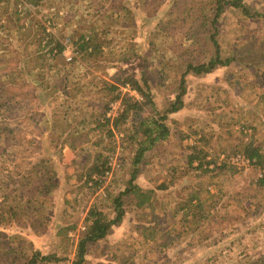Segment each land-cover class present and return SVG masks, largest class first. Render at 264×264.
<instances>
[{
	"label": "trees",
	"instance_id": "16d2710c",
	"mask_svg": "<svg viewBox=\"0 0 264 264\" xmlns=\"http://www.w3.org/2000/svg\"><path fill=\"white\" fill-rule=\"evenodd\" d=\"M136 1L144 12H155L157 7H163L165 3V0ZM147 1L150 2L146 5ZM7 2L15 7V0H7ZM260 2L261 0H170L166 11L151 27L146 43L136 42L135 37L130 34L124 37L125 43H122L121 47L115 44L117 39L108 33L110 27L104 26L101 29L99 23H91L83 31L72 30L70 39L74 52L73 63L70 66L64 65L68 69L62 68L61 71L64 73L66 71L69 75V69L72 66L79 64V61L83 63L84 66H81L83 74L79 79L84 78L85 82L80 92L85 90L86 97L83 100L74 101V106L77 105L78 109L81 103L82 109L88 115L80 114L74 118L71 116L73 113H67L68 109L74 108L72 104H62L60 107L64 108V112L61 116L59 110L55 111L59 103L56 105V101L50 98L47 104L53 111L54 117H52L50 134L47 136L58 148L55 152L61 154L64 145L75 149L78 148V143L88 142L89 131L98 135L99 138L96 141L80 148L84 153L83 158L76 166L78 171L73 173L74 178L83 179V185L92 191L102 185V176L110 170L118 171L120 166H124L127 168L128 176L121 181L122 186L116 193L105 188L106 194L104 193L103 197L108 201L113 215L95 206L88 209L84 219V231L78 237L71 264H87V247L108 238L110 229L118 226L129 213L134 214L137 222L135 228L141 230L145 240L152 241L158 237L157 240L161 245H171L170 239L173 235L167 237V231L161 232L164 224L160 222V219L164 216L165 203L160 202L158 195H186L185 198L175 202L176 207L174 205L172 217L181 223V230L176 229L174 232L176 242L180 237L198 230L214 213L213 201L210 203L207 201L214 195L203 197V192L209 191L211 179L216 172L224 169L231 172L234 170L231 166L226 168L225 161L217 163L218 153L221 150L213 151V147L209 144L213 136L207 135L204 127L195 129L192 134L193 140L191 139L189 143L188 139L191 136L189 133L185 134L181 131L174 133L179 142L185 141V153L183 158H180L184 166L181 173L175 172L180 163L174 165L172 160L175 158H170L169 151L161 156L164 152L162 146L173 135L170 123L178 124V121L174 120V115L180 113L186 106L185 96L190 88L187 84L189 75L194 77L205 75L215 70L227 69L233 63L242 67L245 61H248L250 66L264 64V58L255 56L258 52L257 48L245 46L246 53L239 54V56L248 55L245 60L239 58L237 54L223 52L219 44L221 29L223 32L228 30L233 32L226 34L230 37L238 34V28L243 30L241 27L244 31L251 33L249 36L252 35L253 28L250 21L260 23L264 20V10L255 5ZM28 4L33 6L31 1ZM107 4L113 14L121 11L132 16L131 9L124 5L126 4L124 0ZM172 14L175 18H171ZM227 14H231L233 18H229ZM236 14L239 16L237 17ZM149 18L155 17L150 14ZM233 20L234 23H232ZM14 21L16 31H22L23 25L19 26L15 19ZM41 33L42 35L37 39V49L30 57L25 54L24 61L29 66L26 67V75L18 72L16 80L10 77L0 80V124L2 125H0V131H6L11 136L14 129L9 126V121L15 117H11L9 111L15 106L17 110H23L25 115L29 111L28 119L31 121L34 120L35 115L40 118L36 119L38 122L46 118L42 112L32 113L34 108L31 105L32 101L39 105L36 101L40 95L37 94V90L44 88L48 79L43 66L37 64L35 60L37 57L50 59L59 55L63 47L58 39L45 31V28H42ZM2 36L4 37L0 39L1 42L11 41L9 31L2 33ZM112 47L118 48V53L112 50ZM10 55L9 49L2 51L1 60L5 61ZM132 63L140 66L138 75L124 67ZM46 64L48 70H53L55 64ZM111 66L116 71L107 77L106 69ZM93 69L99 73L93 72ZM170 73L172 76L170 80H167ZM79 79L65 81L66 84L63 87V90H67L65 93L73 91V86H68L67 82L77 85L80 83ZM155 82L157 89L165 88L167 91L168 97H165L162 106L157 105L151 93V85ZM255 84L259 88H264V74L255 76ZM122 88L126 90L122 91ZM11 89L13 93L5 95ZM77 89L79 90V86ZM77 89L74 88V90ZM46 95L48 97L52 94L47 91ZM15 96L17 100H14ZM114 103L117 104L116 108H112ZM14 126L19 127L18 124ZM114 128L118 130V134ZM244 128V125H240L238 128L240 136H234L236 139H225L227 145L223 152L228 151L225 153V158L230 155H240L248 159L249 165L260 168L261 172L255 182L262 186L264 185L262 171L264 138L253 133L249 139L244 140L243 137L246 135ZM218 138L220 135L215 137V139ZM103 141H105L104 144ZM115 145L123 150L127 161L125 164L118 161V165L111 169L108 163L110 154L116 149ZM91 147H94L93 151ZM24 151V149L20 151V156H25ZM2 153L0 152V155ZM78 155L81 157L82 154ZM225 158L223 159L226 160ZM156 159L158 163L166 164L167 176L155 186H142L138 182L139 172L143 168L149 169L148 166L152 160ZM166 161L168 163H165ZM28 164L27 169L23 171L18 169L16 176L13 177L12 174L17 165H14L12 169L9 168V164L0 166V264H55L63 259L55 253L45 254L38 249L27 247L28 242L20 234L4 233L7 225L22 221L32 231L38 233L41 230L39 229L41 223L46 220L42 215L45 201L53 197L58 185L56 160L50 156L40 155L32 157ZM185 170H188V176L182 179V172ZM73 227L71 225L68 229ZM63 231L66 232L67 228ZM126 261L127 259L123 260V264ZM240 264H264V252Z\"/></svg>",
	"mask_w": 264,
	"mask_h": 264
},
{
	"label": "rangeland",
	"instance_id": "374dc122",
	"mask_svg": "<svg viewBox=\"0 0 264 264\" xmlns=\"http://www.w3.org/2000/svg\"><path fill=\"white\" fill-rule=\"evenodd\" d=\"M30 1L33 6L28 4ZM116 1L15 0V7L10 6L7 0L0 1V39L4 37L2 33L4 34L7 31L11 36L9 43L3 40V42L0 41V53L6 49L11 51V55L5 61L1 60L0 57V72L2 73L0 80L9 77L16 80L18 72L26 75L28 64L24 61L25 54L30 57L37 49V39L42 35V28H45L46 32L58 39L63 47V51L59 55H55L50 59L37 57L35 60L37 64L43 66L48 79L43 86L44 88L37 90V94L40 95L38 99H35H37L39 105L32 101L31 105L34 106L32 113L38 112L40 114L42 112L46 115V118L42 122H38L36 119L40 118L35 115L34 120L31 121L28 119L30 117L29 111L25 115L23 110H17L15 106L9 111L10 116L15 117V119L9 121V126L14 129L12 136L6 131H0V152H3L0 155V166L3 167L9 164V168L12 169L14 165H17L12 177L16 176L18 169L22 171L27 169L28 162L32 157L45 155L56 160L58 185L53 197H49L45 201L42 215L46 220L41 223L39 228L41 230L38 233L32 231L24 221L7 225L4 228V233L20 234L28 242L26 243L27 247L38 249L45 254L55 253L61 256L62 261L55 264H71L78 237L84 231V219L89 208L95 206L113 215L108 201L104 200L103 197L105 188L116 193L122 186L121 181H124L125 177L128 176L126 173L127 168L120 166L118 171H114V169L110 173H105L102 176V185L92 191L83 185V179L74 178L73 173L78 171L76 166L83 158L84 153L81 152L80 148L96 141L99 138L98 135L89 131L87 138L91 141L90 143L89 141L78 143V148L75 149L64 145L61 154L55 152L58 148L50 142V138L47 136L50 134L52 117H54L53 111L47 104L50 98L56 101V105L59 103L56 110H54H59L61 116L64 112V108L60 107L62 104H72L74 108L72 110L68 109L67 113H73L71 116L74 118L80 114L88 115L82 109L81 103L78 105V109L77 105L74 106V101L83 100L86 97L85 90L80 92L85 82L84 78L79 79L83 74V67L81 68V66H84L83 63L77 59L79 64L69 69V75L66 74V71L65 73L61 71L62 68L68 69L67 66L73 63L74 52L70 33L73 29L83 31L91 23H99L101 29L104 26L110 27L108 33L117 39L115 44L119 45L118 47L125 43L124 37L130 34L135 37L136 42L146 43L151 27L154 26L158 21L157 19L162 16L170 5V0H165L164 6L157 7V11L144 12L136 0H124L126 3L124 5L131 9L132 16L130 17L121 11L118 14H113L110 11L111 9L108 8L107 3ZM149 2L147 1L146 5ZM255 5L264 10V0L255 3ZM150 14L154 15L155 18H149ZM172 15L171 18H175V15ZM230 15L228 17L233 18ZM14 19L18 23L17 25H23L21 27L22 31H19L20 33L16 31ZM232 23H234V20ZM250 24L253 28L250 36L251 33L244 31L243 27H241L243 30L238 28V34H233L232 37L226 34L233 32H230V30L223 32L221 29L219 44L222 51L239 56L242 52L246 53L245 46L253 47L258 49L255 56L264 58V20L260 23L250 21ZM111 49L117 51L116 53L119 51L116 47ZM239 58L246 60L248 55L242 54ZM46 63L55 64L53 70H48L45 66ZM244 63L242 67L233 63L227 69L215 70L197 77L188 76L187 84L190 88L185 96L186 106L180 113L174 115V120L178 121V124L170 123L173 135L162 146L164 152L161 156L169 151L170 158H175V160H172L174 165L180 163L177 165L178 167L176 166L175 172L179 173L180 171L181 173L184 166L180 158H183L185 153V141L179 142L177 135L174 133L177 134V131L178 133L179 131L185 134L189 133L191 135L188 139L190 143L194 136L192 135L193 131L204 127V132L209 136H213L212 141L209 142L213 147V151L221 150L218 153L217 163L225 161L227 163L226 168L233 167L234 172L226 169L216 172L211 179L212 184L209 186V191L203 192V197L214 195L207 200L209 203L213 201L212 209L214 210V213L208 217L209 220L207 219L198 230L180 237L176 242L174 232L176 229L181 230V223L172 217L174 205L175 202L185 198L186 195H158L160 202L165 203L164 216L160 219V222L164 224L161 232L167 231V237L173 235L170 239L171 245H161L160 241L157 240L158 237L152 241L145 240L142 237L141 230L135 228L137 222L134 214L129 213L118 226H113L110 229L108 238L87 247V264H116L119 262L123 264L125 259L127 261L124 264H240L252 260L264 252L262 248L264 246V185L260 186L255 182L261 170L253 165L243 169V164L235 159L236 155L225 158V153L228 151L223 152L227 145L226 138L236 139L234 136H240L238 132L240 125L245 126L244 132L246 135L243 137L244 140L249 139L253 133L264 138V88H259L255 84V76L264 74V64L258 63L250 66L248 61ZM124 67H127L136 75L140 71V66L137 64L132 63ZM92 71L99 73L95 69ZM115 71L114 67H108L106 76L109 77ZM171 76L172 73L168 75L167 80H170ZM70 79L75 81L79 79L80 83L75 85V83L69 84L67 82L68 86H73V91L72 93H65L67 91L63 90L66 84L65 81ZM78 86L79 90L77 89ZM87 88L89 87L87 86ZM124 90L122 88V91ZM47 91L52 95L47 97ZM166 92L165 88L164 90L157 89L156 82L151 85V93L158 106H162L165 97H168ZM9 93H13V90H8L5 95H9ZM28 93H30L29 90ZM92 97L94 96L92 95ZM14 100H17L16 96ZM114 107L116 108L117 104ZM168 122L170 121L168 120ZM16 124L19 127H15ZM117 131L115 129L116 133ZM41 134L44 135L41 136ZM218 135H220V138L215 139ZM258 139L260 140V138ZM93 148H90L91 151L94 150ZM115 148L110 154L112 158L109 159V163L114 165L121 161L122 164H125L127 156L120 147L115 145ZM23 149L25 150L24 157L20 156V151ZM78 154H82L81 157ZM165 163H168V161ZM165 165L158 163L157 159L152 160V163L148 166L149 169L143 168L139 172L138 182L145 187L159 184L167 176ZM182 173V179L188 176V170ZM90 184L92 185L91 182ZM260 207H262V210H259ZM156 208L158 207L156 206ZM253 209H255V213L251 215ZM71 225L74 227L68 229ZM64 228H67L66 232L63 231ZM252 228L254 233L247 235L249 229ZM253 244H256V246ZM234 245H238L239 248H235Z\"/></svg>",
	"mask_w": 264,
	"mask_h": 264
},
{
	"label": "built area",
	"instance_id": "2783aa9c",
	"mask_svg": "<svg viewBox=\"0 0 264 264\" xmlns=\"http://www.w3.org/2000/svg\"><path fill=\"white\" fill-rule=\"evenodd\" d=\"M71 58V57H70ZM125 90H126V88H124ZM114 106V105H113ZM112 108H115V107H112ZM112 157H110V159H111ZM235 159L237 160V161H240L242 164H243V166H244V168L243 169H246L248 166H249V161H248V159H246L245 157H243V156H240V155H236V157H235ZM109 165L111 166V169L113 168V167H115L114 165H118L117 163H115L114 165H113V163L111 164V163H109ZM111 171V170H110ZM110 171L109 172H106V173H110ZM262 171L264 172V166H263V168H262Z\"/></svg>",
	"mask_w": 264,
	"mask_h": 264
},
{
	"label": "crops",
	"instance_id": "0c3cea01",
	"mask_svg": "<svg viewBox=\"0 0 264 264\" xmlns=\"http://www.w3.org/2000/svg\"><path fill=\"white\" fill-rule=\"evenodd\" d=\"M262 207H263V206H262ZM262 207H260L259 210H262ZM254 213H255V209L252 210L251 215H254ZM261 214H262V213H261ZM261 214H260V215H261ZM253 217H254V216H253ZM253 221H254V220H253ZM253 221H252V222H253ZM259 225H260V224H259ZM252 233H254L253 228H252V229H249L247 235H252ZM217 243H218V240H217ZM253 245L256 246V244H253ZM234 247L237 248V249L239 248L238 245H234ZM262 248L264 249V246H263ZM210 250H211V248H210ZM234 250H235V249H234Z\"/></svg>",
	"mask_w": 264,
	"mask_h": 264
}]
</instances>
